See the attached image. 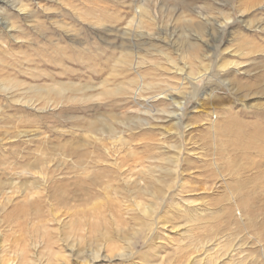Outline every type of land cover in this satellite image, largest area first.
Segmentation results:
<instances>
[{
	"label": "rangeland",
	"instance_id": "obj_1",
	"mask_svg": "<svg viewBox=\"0 0 264 264\" xmlns=\"http://www.w3.org/2000/svg\"><path fill=\"white\" fill-rule=\"evenodd\" d=\"M0 241L264 264V0H0Z\"/></svg>",
	"mask_w": 264,
	"mask_h": 264
},
{
	"label": "bare ground",
	"instance_id": "obj_2",
	"mask_svg": "<svg viewBox=\"0 0 264 264\" xmlns=\"http://www.w3.org/2000/svg\"><path fill=\"white\" fill-rule=\"evenodd\" d=\"M174 97H172V99H173ZM173 102H174V104H176L177 106H178V109H180V108H182L181 107V102H177L176 100H173ZM181 110V109H180ZM124 169V168H123ZM126 169V168H125ZM133 170V169H132ZM129 173V172H128ZM20 174V173H19ZM132 183V182H131ZM145 185V184H144ZM15 186V185H14ZM141 189V188H140ZM143 189V188H142ZM149 192H150V190H149ZM152 193V195L154 196L156 193H158L157 191H154V192H151ZM163 193H165V192H163ZM149 194V193H148ZM168 194V193H167ZM151 196V195H150ZM158 196V195H157ZM160 196V195H159ZM153 198H156L155 196L153 197ZM165 198V197H164ZM9 199V198H8ZM31 201V200H30ZM119 204V203H118ZM117 204V205H118ZM137 204H139V203H137ZM118 207V206H117ZM138 207H139V210L141 211V213H142V215H144L145 217H147L148 219H151V212H152V207L153 206H149L148 204H143V205H138ZM119 208V207H118ZM103 237L105 238V236L103 235ZM101 241H103V240H101ZM1 242V241H0ZM105 242V241H104ZM107 243V244H106ZM106 246H104V244H101V243H97L96 244V246H95V248L94 249H92V250H90V252H91V254H93V256L95 257V258H99L101 255H100V251L103 249V250H106V251H104V252H110L111 254L113 253V251H114V249L116 248V247H114V245H111L112 244V242H110L109 243V241H106ZM127 243H129V242H127ZM72 244H74V243H72ZM67 245V244H66ZM129 245V244H128ZM67 250H69V254L68 255H61L59 258H60V262H61V264H71V263H68V261H69V257H71L73 260H74V264H80L81 262H87L88 260L86 259V258H84V259H80V258H82V255H81V250L80 249H75V247L73 246V245H68L67 247ZM129 248V247H128ZM116 252V251H115ZM21 254V253H20ZM113 254H115V253H113ZM125 254V253H124ZM127 254V253H126ZM117 256H119V257H123V256H131V254L130 253H128L127 255H123L121 252H119L118 254H116ZM16 257H18L17 255H16ZM68 257V258H67ZM10 259L12 260V258H10V257H8V259H6V262H10ZM13 259H15V258H13ZM90 260V259H89ZM190 260V259H189ZM192 261V260H191ZM12 262V261H11ZM6 264V263H5ZM27 264V263H26Z\"/></svg>",
	"mask_w": 264,
	"mask_h": 264
}]
</instances>
